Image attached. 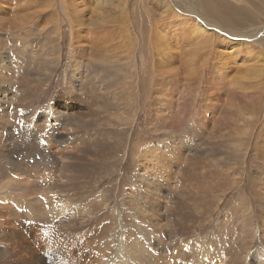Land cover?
Listing matches in <instances>:
<instances>
[{
    "label": "rangeland",
    "instance_id": "rangeland-1",
    "mask_svg": "<svg viewBox=\"0 0 264 264\" xmlns=\"http://www.w3.org/2000/svg\"><path fill=\"white\" fill-rule=\"evenodd\" d=\"M1 57L75 209L0 210L1 264H264V0H0Z\"/></svg>",
    "mask_w": 264,
    "mask_h": 264
},
{
    "label": "bare ground",
    "instance_id": "bare-ground-1",
    "mask_svg": "<svg viewBox=\"0 0 264 264\" xmlns=\"http://www.w3.org/2000/svg\"><path fill=\"white\" fill-rule=\"evenodd\" d=\"M242 10L244 11L243 8ZM239 38L240 36H232V39L235 40L234 42H237L236 39ZM4 62V59L1 57V68L4 66ZM9 84L11 87L13 86L10 81ZM7 85L6 81L0 83V93H2L0 95V210L8 212L12 217L27 215L37 217V219L40 218L43 222H48L49 218H54L63 212L73 214L75 209H69L66 203H54L53 196H46L48 187H43L45 185L43 182L47 183L51 178V174L49 173L50 157L52 155L51 149L59 145L61 146L65 142L67 135L65 131H68L67 126L70 117L68 111L60 101L56 106L55 103L51 104L49 115L45 114L46 112L41 113L38 116L37 123H28L26 118L18 112L12 113V110L16 106L15 98L9 97L10 89L7 88ZM58 91V98L65 99L69 90L61 87ZM59 106H62L64 109ZM1 111L4 113L1 114ZM48 116L54 121V126L52 125L49 128V132H46L45 128L48 125L39 122L47 119ZM62 153L65 154L66 152L63 150ZM41 171L44 175H39ZM38 182L39 186H41L40 190H37L36 187ZM136 192V200L140 201L142 198L141 189H137ZM37 194H39V198ZM31 195H36L37 197L27 198ZM7 200H13L15 204L10 205L7 203ZM127 248L128 246L125 249ZM144 251L146 252L145 249ZM1 254L5 255L2 249H0ZM126 254L128 255V253Z\"/></svg>",
    "mask_w": 264,
    "mask_h": 264
}]
</instances>
